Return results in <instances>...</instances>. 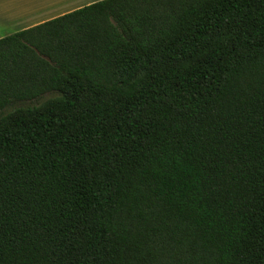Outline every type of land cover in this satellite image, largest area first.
Here are the masks:
<instances>
[{
	"label": "trees",
	"instance_id": "trees-1",
	"mask_svg": "<svg viewBox=\"0 0 264 264\" xmlns=\"http://www.w3.org/2000/svg\"><path fill=\"white\" fill-rule=\"evenodd\" d=\"M0 264H264V0L0 39Z\"/></svg>",
	"mask_w": 264,
	"mask_h": 264
},
{
	"label": "crops",
	"instance_id": "crops-1",
	"mask_svg": "<svg viewBox=\"0 0 264 264\" xmlns=\"http://www.w3.org/2000/svg\"><path fill=\"white\" fill-rule=\"evenodd\" d=\"M103 0H0V39Z\"/></svg>",
	"mask_w": 264,
	"mask_h": 264
}]
</instances>
